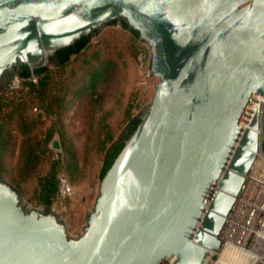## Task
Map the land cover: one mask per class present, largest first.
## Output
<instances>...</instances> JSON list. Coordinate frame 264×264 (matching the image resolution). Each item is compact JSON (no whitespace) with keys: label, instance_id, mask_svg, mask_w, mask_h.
Returning <instances> with one entry per match:
<instances>
[{"label":"water","instance_id":"water-1","mask_svg":"<svg viewBox=\"0 0 264 264\" xmlns=\"http://www.w3.org/2000/svg\"><path fill=\"white\" fill-rule=\"evenodd\" d=\"M117 24L148 48L154 93L117 135L81 233L0 173V264H203L220 250L264 154V0H0V94Z\"/></svg>","mask_w":264,"mask_h":264},{"label":"rangeland","instance_id":"rangeland-1","mask_svg":"<svg viewBox=\"0 0 264 264\" xmlns=\"http://www.w3.org/2000/svg\"><path fill=\"white\" fill-rule=\"evenodd\" d=\"M142 55H146L143 62L139 58ZM149 63V50L136 36L119 24L106 26L98 37L92 38L86 53L68 65L60 79L64 87L59 90V94L66 93L71 98L63 110L62 132L61 127L54 122L55 114H50L45 106L38 107L34 104L33 95L28 93V77H19L16 92L6 97L2 95L4 101L12 104L4 105L2 110V115L8 116L3 124L8 144L0 156L3 167L0 173L15 183L31 204L41 206L40 177L52 170L54 160L60 159L56 165L57 175L69 178L74 186V193L65 198L57 194L50 205L64 218L71 234L81 233L98 192L104 160L103 152L98 148V121L101 119L109 123L116 136L141 107L150 101L158 78L148 74ZM95 74L97 77L93 81ZM51 85L49 79L48 89ZM78 89L84 92L77 94L75 90ZM96 92L104 96L100 100V108L92 112L90 104L86 102ZM50 99L48 96L46 101L49 102ZM22 100L28 102L27 109L21 108ZM22 115L29 123L28 133L22 130ZM54 138L60 141V149L52 146ZM25 143H30L33 153L39 157L36 167L28 168L27 173L23 171L26 162L23 154ZM262 164L256 165L264 173V162ZM244 184L240 194L244 191ZM250 190L248 199L252 205L255 195L251 188L247 193ZM247 205L241 208L242 213L237 211L236 215L241 220L246 218L249 211L250 205ZM238 228L235 225L232 229L228 228L231 239ZM253 235H250L249 240ZM228 241L237 245L235 240ZM223 247H220L218 255H214V261L220 259Z\"/></svg>","mask_w":264,"mask_h":264},{"label":"trees","instance_id":"trees-1","mask_svg":"<svg viewBox=\"0 0 264 264\" xmlns=\"http://www.w3.org/2000/svg\"><path fill=\"white\" fill-rule=\"evenodd\" d=\"M88 38H84L82 40H79L74 45L64 48L60 50L58 61L55 65L51 67H37L34 68V72L38 75V82L33 83L31 81H28L29 84V90L28 93L33 95V101L34 104L38 107L45 106L47 109H49L50 114H55V120L54 122L60 126V131H63V124H62V117H63V110L66 106V103L71 99L68 98L66 93L59 94V90L61 91L64 87L60 81V79L63 77V74L65 71H67L68 65L73 61L78 59L81 55L86 53L87 49L89 48ZM71 53H74V56H71ZM23 76H29V72L21 74L19 76L20 78ZM97 77V74L93 76V81H95ZM50 79V85L48 89V81ZM58 89L56 90V88ZM94 86V82H92L91 87ZM16 92V89H6L0 94V156L3 153V150L5 149L6 145L8 144L7 137L5 133H3V124L8 118L2 115V110L4 109V105H10L11 102H7L3 100V96H9L10 94ZM77 94L83 93L84 90L78 89L75 90ZM9 94V95H8ZM97 94V95H95ZM3 95V96H2ZM50 97V101L47 102L46 98ZM104 95H100V93H94L93 97L88 99L86 104H90L89 106L92 108V112L98 110L100 108V100L103 98ZM57 102V105L55 104ZM53 105H56V108H53ZM29 106L28 102L25 100L21 101V108L27 109ZM10 115V113H8ZM23 122L24 126L22 130L25 133H28V127L29 123L26 120V117L23 116ZM101 120V119H100ZM98 121L97 125V133H98V141H99V150L103 152V167L100 174V178L105 174L111 163L113 162L114 157L119 152L120 148L122 147L123 143H116L114 142V130L112 129L111 125L104 120ZM137 124V121H134V119H131V121L128 123V129L129 132L133 131ZM128 134L125 135L127 137ZM32 145L30 143H25V148L23 150V154L26 158L25 162V168L23 169L24 173L28 172V168L36 167L37 161H38V155L33 153ZM62 155V154H59ZM59 157V156H58ZM60 159L54 160L55 163H53L52 170L46 174L45 176L40 177V186H39V202L42 204L50 205L53 200L55 199L56 195L58 193V182L60 176H58L57 172V163H59ZM3 169L2 163L0 160V171ZM67 177V176H66ZM68 178V177H67ZM69 180V178H68ZM70 181V180H69ZM71 182V181H70Z\"/></svg>","mask_w":264,"mask_h":264},{"label":"built area","instance_id":"built-area-1","mask_svg":"<svg viewBox=\"0 0 264 264\" xmlns=\"http://www.w3.org/2000/svg\"><path fill=\"white\" fill-rule=\"evenodd\" d=\"M146 55L140 56V60L143 62ZM31 75L28 76L29 81L33 83L38 82V76H34L33 70H30ZM19 77H15L10 85L9 89H15L19 86ZM37 110V108H35ZM58 193L61 197H69L74 193V186L73 184L68 180L66 176H60L59 182H58ZM253 193L255 195L254 202L249 204V211L246 214V218L243 220V224H236L238 230L235 233L236 235L233 236L232 240H235L238 244L239 249L244 252L247 255V260H254V263L252 264H264V187H255L253 190ZM255 204V205H253ZM260 205V207H259ZM234 209V208H233ZM232 212H234L232 210ZM237 212V211H236ZM235 213V212H234ZM246 225V226H245ZM228 224L226 223V227ZM234 227V226H232ZM249 227H251V231H249ZM254 234L252 239L249 240L250 235ZM261 234V235H260ZM260 235V236H259ZM223 241H226L222 239ZM227 243V242H225ZM224 246V247H223ZM226 244H223L221 248L223 247L225 249ZM220 248V250H221ZM219 250V251H220ZM218 251V252H219ZM224 251V250H223ZM220 253L219 257H221ZM215 253L214 255H218L219 253ZM257 256L260 255L259 258L256 259ZM214 255L211 256V258L214 261ZM220 260V259H219ZM218 260V262H219ZM215 262V261H214ZM217 262V261H216Z\"/></svg>","mask_w":264,"mask_h":264},{"label":"bare ground","instance_id":"bare-ground-1","mask_svg":"<svg viewBox=\"0 0 264 264\" xmlns=\"http://www.w3.org/2000/svg\"><path fill=\"white\" fill-rule=\"evenodd\" d=\"M258 153H259V155H258ZM258 155V157H257V159H256V156ZM262 155H263V153L261 152V150L259 149L258 151H257V154H256V156H255V158H254V160H253V162H252V164H251V167H250V170L248 171V173L246 174V176L245 177H248V178H250L251 177V169L254 167V166H256V164H259L260 163V159H262ZM256 159V160H255ZM262 173V172H261ZM256 175V177L257 178H261V177H263V173H262V175H261V177L257 174V171H254V175L252 176L253 178H251L249 181H247L246 183V185L244 184V182H245V180H244V182H243V184H244V191L242 192V194H240V191H241V188H242V186H243V184H242V186H241V188H240V191H239V193H238V195L236 196V199H235V201H234V203H238V202H248L250 199H248V197H249V195H250V193H251V190H250V192L249 193H247V190L249 189V188H251L252 189V191L255 189V187H256V185H255V183H253L254 181L255 182H258V181H256L255 179H254V176ZM250 181H252V183L250 182ZM240 194V195H239ZM238 196H239V198L241 199V201H238ZM250 202V201H249ZM233 203V204H234ZM249 204V203H248ZM253 205H255V204H253ZM238 206H241V208H242V205H234V206H232L233 208H231V212L227 215V218H226V221H225V224H224V226H223V229H222V231H221V233L219 234V239L221 240V246L223 245V240L222 239H224V240H226V246H225V249H224V251H223V253L221 254V257H220V260H219V262L217 261H213V259L211 258V254H212V251L211 252H209L208 253V255L206 256V258H205V260H204V262H203V264H252V263H254V260H248V261H246L247 259V255L244 253V252H242L240 249H239V247H238V244L236 245L235 244V246L234 245H232V244H230V242L228 241V240H232L231 238H230V232H229V229L228 228H231L232 229V226H234V225H236L237 224V222H239V224L241 223V224H243L244 222H242L243 220H241L240 218H239V216L237 217V215L236 214H238V212H236L237 210V207ZM259 207H260V205H259ZM241 208L239 209V211H240V213H241ZM232 210L235 212H232ZM226 223L228 224V226L226 227ZM245 224V223H244ZM246 226V225H245ZM251 227H249V231H251ZM231 231V230H230ZM261 235V234H260ZM259 235V236H260ZM220 246V247H221ZM254 255H256V254H254ZM260 257V255H256V259L257 258H259Z\"/></svg>","mask_w":264,"mask_h":264},{"label":"flooded vegetation","instance_id":"flooded-vegetation-1","mask_svg":"<svg viewBox=\"0 0 264 264\" xmlns=\"http://www.w3.org/2000/svg\"><path fill=\"white\" fill-rule=\"evenodd\" d=\"M59 52L60 51H58L57 53H56V55H55V57H53L52 58V60L53 61H58V56H59ZM30 70V68L28 67V66H23L22 68H21V70H20V73L21 74H24V73H27L28 71ZM134 121H136L135 119H134ZM128 133V130L127 129H125V131H123L121 134H120V136L118 137V140H117V142L116 143H120L121 142V140H122V138L126 135ZM122 137V138H121ZM263 150H264V148H263ZM261 161H260V163L259 164H262L263 162H264V154L262 155V159H260ZM263 165V164H262ZM254 171H257V174L261 177V175H262V173H261V175H260V173L259 172H261L260 170H258V167H257V165L256 166H254L252 169H251V177L250 178H248V177H245V183L247 182V181H249L251 178H253L252 176L254 175ZM254 179L256 180V181H258V182H253V183H255V185H256V187H264V173H263V177H261V178H257L256 177V175L254 176ZM252 183V182H251ZM238 201H241V199L239 198V196H238ZM247 203H251V202H238V203H234L233 204V206L234 205H242V207L244 206V205H247ZM248 206V205H247ZM233 208V207H232ZM241 208V206H238L237 207V211H239V209ZM230 212H231V210H230ZM240 212V211H239ZM242 213V212H241ZM241 224V223H240ZM239 224V225H240ZM232 245H234L235 246V243H233Z\"/></svg>","mask_w":264,"mask_h":264},{"label":"crops","instance_id":"crops-1","mask_svg":"<svg viewBox=\"0 0 264 264\" xmlns=\"http://www.w3.org/2000/svg\"><path fill=\"white\" fill-rule=\"evenodd\" d=\"M118 134H119V133H118ZM118 134H117V135H118ZM117 135L114 137V140H113V141H115V140H116V138H117Z\"/></svg>","mask_w":264,"mask_h":264}]
</instances>
